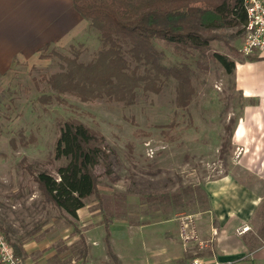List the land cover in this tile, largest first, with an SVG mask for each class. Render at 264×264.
I'll use <instances>...</instances> for the list:
<instances>
[{
    "label": "rangeland",
    "instance_id": "374dc122",
    "mask_svg": "<svg viewBox=\"0 0 264 264\" xmlns=\"http://www.w3.org/2000/svg\"><path fill=\"white\" fill-rule=\"evenodd\" d=\"M77 30L14 63L0 80V218L18 237L43 224L31 238L25 237L24 264H171V256L176 263L178 243L199 241L196 221L202 222L198 213L206 208L205 196L196 193L190 199L188 193L180 207L147 203L141 197L169 194L228 173L237 175L240 171L232 153L225 158L220 153L225 128H233L230 122L237 121L243 102L231 76L213 60L206 61L208 71L194 80L195 95L187 108L174 104L171 82L159 94L136 88L135 102L130 105L106 98L82 101L74 94L58 93L45 81L66 68L67 59L87 63L101 48L90 25ZM242 40L233 44L238 52ZM156 45L167 59L175 57L171 48ZM213 48L223 50L216 42ZM66 119L94 130L114 152V172L98 180L104 216L114 215L109 236L101 212L96 219H92L94 213L85 218L87 210L98 208L94 197L86 200V209L77 212L76 234L45 202L27 170L56 176L63 161L54 159V147L59 122ZM237 176L250 178L243 173ZM112 233L118 234L112 237ZM160 253L166 258L160 260ZM196 258L211 264L195 255L185 262Z\"/></svg>",
    "mask_w": 264,
    "mask_h": 264
},
{
    "label": "trees",
    "instance_id": "16d2710c",
    "mask_svg": "<svg viewBox=\"0 0 264 264\" xmlns=\"http://www.w3.org/2000/svg\"><path fill=\"white\" fill-rule=\"evenodd\" d=\"M72 4L97 32L101 48L87 63L67 59L66 68L44 80L50 89L74 94L82 101L106 98L130 105L135 102L136 88L159 94L171 82L174 104L187 108L195 95L194 80L208 71L207 60L217 63L228 76L234 72L236 59L253 60L252 54L243 56L233 45L244 38V0H72ZM157 42L171 48L175 57L167 59ZM215 42L223 50L214 49ZM235 123L230 122L233 127ZM232 129L225 128L220 153L223 158L232 153ZM58 132L54 159L63 164L57 167L56 176L44 170H27L45 202L62 215L76 234L77 212L94 197L109 236V222L114 215L104 216L98 180L114 172V152L104 145L103 137L77 120L59 122ZM188 193L190 199L196 193L205 196L200 185H190L169 194L141 198L147 203L158 202L159 206L164 203L180 207ZM42 225L18 237L0 218V233L23 260L25 237L31 238Z\"/></svg>",
    "mask_w": 264,
    "mask_h": 264
},
{
    "label": "crops",
    "instance_id": "0c3cea01",
    "mask_svg": "<svg viewBox=\"0 0 264 264\" xmlns=\"http://www.w3.org/2000/svg\"><path fill=\"white\" fill-rule=\"evenodd\" d=\"M88 25L72 0H0V80L14 63L69 38L73 29L84 31ZM252 57L236 59L231 75L243 102L231 135L232 157L238 174L250 178L240 180L238 174L228 173L200 185L206 208L198 213L200 225L196 221L199 241L186 243L189 250L178 243L176 263L171 256V264H186L194 255L211 264H264V49ZM238 148L242 151L236 157ZM86 213L85 218L94 213L92 219H96L100 212L97 208ZM242 228L247 229L238 232ZM40 250L46 252L44 247ZM165 258L160 253L159 259Z\"/></svg>",
    "mask_w": 264,
    "mask_h": 264
},
{
    "label": "built area",
    "instance_id": "2783aa9c",
    "mask_svg": "<svg viewBox=\"0 0 264 264\" xmlns=\"http://www.w3.org/2000/svg\"><path fill=\"white\" fill-rule=\"evenodd\" d=\"M246 9V22L244 25V38L239 51L243 56L264 49V0H244ZM242 148L236 151V157ZM244 228L240 232H243ZM0 264H24L22 258L17 256L10 244L0 233ZM188 264H203L199 259H193Z\"/></svg>",
    "mask_w": 264,
    "mask_h": 264
}]
</instances>
